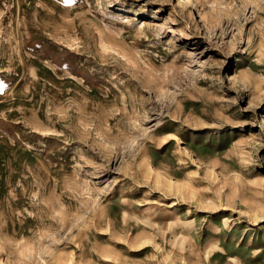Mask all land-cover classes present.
<instances>
[{"label": "rangeland", "instance_id": "obj_1", "mask_svg": "<svg viewBox=\"0 0 264 264\" xmlns=\"http://www.w3.org/2000/svg\"><path fill=\"white\" fill-rule=\"evenodd\" d=\"M0 264H264V0H0Z\"/></svg>", "mask_w": 264, "mask_h": 264}]
</instances>
